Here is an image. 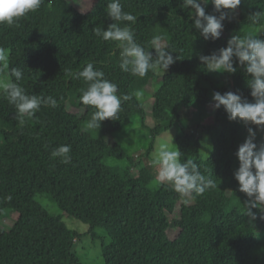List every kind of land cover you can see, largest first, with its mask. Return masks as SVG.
Wrapping results in <instances>:
<instances>
[{
	"label": "trees",
	"instance_id": "1",
	"mask_svg": "<svg viewBox=\"0 0 264 264\" xmlns=\"http://www.w3.org/2000/svg\"><path fill=\"white\" fill-rule=\"evenodd\" d=\"M108 2L93 0L83 9L75 0H42L17 24H0L9 69L24 74L20 85L29 95L57 100L55 108L42 105L21 128L15 106L0 98V264H87L75 247L88 235L101 240L105 264H264V219L249 222L246 196L234 178L235 153L248 127L256 126L230 121L223 107H212L216 91L239 92L252 101L249 77L238 62L234 74L209 73L199 60L226 47L234 34L264 39V21L247 19L264 9V0H242L239 18L225 21L215 41L204 40L183 0H120L136 17L135 23L119 22L121 27L130 25L154 60L150 42L157 35L174 59L181 57L165 72L150 70L144 77L122 71L119 42L95 34V28L114 22L105 11ZM200 2L218 15L211 3ZM89 62L118 86L119 96H131L122 101L119 120L93 129L87 124L95 109L80 101L87 84L72 75ZM146 97L154 99V128L147 124ZM137 115L153 141L145 152L131 153L119 131ZM176 126L182 161L200 165L215 189L181 194L167 182L155 183L152 153L158 137ZM262 138L257 131V143ZM62 144L71 145L68 164L51 158ZM39 196L50 198L61 212L50 211ZM65 216L88 225V231L70 227ZM6 220L12 223L9 230Z\"/></svg>",
	"mask_w": 264,
	"mask_h": 264
},
{
	"label": "clouds",
	"instance_id": "2",
	"mask_svg": "<svg viewBox=\"0 0 264 264\" xmlns=\"http://www.w3.org/2000/svg\"><path fill=\"white\" fill-rule=\"evenodd\" d=\"M211 3L218 15L209 14L200 0H183L182 8L193 9L194 27L200 30L204 40H218L225 28V21L232 22L237 18V10L242 0H204ZM42 4V0H0V24L13 26L18 20L30 12H36ZM259 9V8H258ZM107 16L114 21L107 29L95 28V34L104 41L119 42L122 49V71L134 76L144 77L150 70L164 72L173 65L175 59L161 41L164 37L155 36L150 45L156 50L157 58L154 60L150 51L137 43L130 25L121 27L119 22L135 23L136 17L123 10L120 0H109L105 8ZM253 24L264 21V9L250 12L247 16ZM199 60L209 73H236V62L247 74V87L253 97L249 101L239 92L227 91L221 94L219 91L213 94V110L224 108L230 121L240 120L248 127V136L239 145L235 155L239 161V167L234 173V178L239 184L238 191L245 194V214L250 218L249 222H255L257 218L264 219V138L257 143V131L264 133V39L251 34L241 36L232 35L227 46L219 49L211 55H200ZM0 98L14 105L18 126L24 127L28 119H31L40 110L41 106L55 108L57 100L51 96L43 97L29 95L20 85L24 78L22 69L12 67L9 69V58L4 48L0 47ZM82 79L86 89H81L80 101L91 106L95 111L87 124L89 129L101 127L102 122L108 119L119 120L122 101L131 99L130 95L123 97L117 94L118 86L105 77V73L94 68L89 62L82 71L72 74ZM14 78V79H13ZM27 118V119H26ZM71 145H60L51 152V158H59L61 163L71 162ZM152 163L159 166L155 183H169L173 189L181 194L203 195L206 191L215 189L216 182L210 176L201 171V166L192 159L182 161V151L173 148L168 141H161L152 153ZM10 198V197H9ZM254 210H259L254 211Z\"/></svg>",
	"mask_w": 264,
	"mask_h": 264
},
{
	"label": "rangeland",
	"instance_id": "3",
	"mask_svg": "<svg viewBox=\"0 0 264 264\" xmlns=\"http://www.w3.org/2000/svg\"><path fill=\"white\" fill-rule=\"evenodd\" d=\"M75 3H77L78 6H80L83 9H87L88 7L92 5L93 0H75ZM237 18H239V14L237 15ZM153 103H154L153 98L146 97L145 107L147 109L148 116H149L147 124L152 128H154L156 124L152 116ZM178 131H179V127L177 126L165 131L161 136L158 137L156 148L158 147L161 141H168L173 148L177 149L175 135L177 134ZM119 134L123 139V143L125 147L131 153L133 152L139 153L141 151L145 152L153 141L150 128H146L143 126L141 116L139 115L135 116L133 122L130 125H126L122 127V129L119 131ZM156 166L159 171V166L158 165ZM38 200L43 205H45L50 211L56 212V213L61 212V209L59 208V206L55 202H53L50 198L45 197V196H39ZM12 216L14 218H17L18 214L15 213ZM11 220L5 221L6 223L4 224L5 225L4 228L6 230H9V228L12 226V223H10ZM64 220L67 222V224L70 227L77 229L80 232L85 233L86 231H88V228H89L88 225L82 223L81 221L73 217L65 216ZM75 248L84 263L105 264L104 258L101 252V240L93 241L90 235L84 236L80 240L77 241Z\"/></svg>",
	"mask_w": 264,
	"mask_h": 264
}]
</instances>
